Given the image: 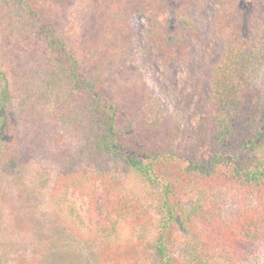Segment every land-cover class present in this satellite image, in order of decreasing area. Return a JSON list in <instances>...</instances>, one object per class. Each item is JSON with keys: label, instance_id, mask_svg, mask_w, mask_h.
<instances>
[{"label": "trees", "instance_id": "obj_1", "mask_svg": "<svg viewBox=\"0 0 264 264\" xmlns=\"http://www.w3.org/2000/svg\"><path fill=\"white\" fill-rule=\"evenodd\" d=\"M238 3L95 0L80 52L39 0H0V44L40 50L48 67L43 96L64 106L63 121L81 127L90 146L138 176L150 196L149 204L133 205L136 193L113 186L108 170L58 172L50 213L86 246L88 264H264V0H249L245 11ZM133 12L145 16L134 33ZM133 51L163 82H145L138 73L118 89L105 84L109 69ZM5 69L18 73L0 60V163L11 165ZM116 97L145 106L150 139L133 123V137L128 134L131 124ZM191 111L195 122L187 120ZM182 137L184 151L177 147ZM179 230L193 240L182 258L174 246ZM43 249L37 244L14 264H48Z\"/></svg>", "mask_w": 264, "mask_h": 264}, {"label": "rangeland", "instance_id": "obj_2", "mask_svg": "<svg viewBox=\"0 0 264 264\" xmlns=\"http://www.w3.org/2000/svg\"><path fill=\"white\" fill-rule=\"evenodd\" d=\"M94 1L39 0V3L43 5L47 18L55 23L69 45L81 52L84 32L91 31ZM238 1V9H248L249 0ZM171 5H176V0H171ZM9 9H13L12 4ZM5 14L6 8L2 16ZM13 14L26 24L30 22L22 12L17 15L13 11ZM144 22L145 16L139 12H133L128 19L133 33ZM201 41L205 42L204 39ZM39 51L21 49L18 43L0 44V60L7 66L13 64L18 73L15 75L10 69H5L10 81L6 83V96H10L11 107L6 112L10 116L11 129L5 124V138L14 143V155L11 165L5 164L6 160L0 163V253L5 264H14L19 255L34 253V246L43 244L44 260L48 264H88L89 251L86 246L78 243L72 234L55 222L50 213L49 194L58 172L69 168L79 176L81 172L108 170L107 172H112L109 175L116 183L113 186L119 187L123 192L125 190L126 195L136 193L133 205L147 204L150 196L143 191L138 176L124 170L118 161L90 146L81 127L76 129L73 125H68L67 120L63 121L68 113L64 106L57 105L51 95L43 96L48 67ZM138 55L135 51L132 55L127 53L121 65H113L105 76V84L112 83L113 88H117L138 73L143 75L145 82L157 83L158 79L163 82L162 74L153 70V67L145 68ZM261 76L264 82V73ZM3 82L0 78L1 88ZM114 99L124 120L133 123L135 130L140 128L143 137H149L152 130L149 129V121H146L148 116L145 115V106H135L132 98ZM55 110L57 115L52 113ZM186 117L188 121L195 122L198 114L191 111ZM133 125L131 124L128 132L132 137ZM262 126L260 128L264 137V124ZM185 142L183 137L177 142V147L182 151ZM98 185L100 188V182ZM147 236L149 239V231ZM177 236L178 241L174 246L182 258L192 251L193 240L181 230ZM147 246L145 242V249L150 251ZM152 256L154 258V253Z\"/></svg>", "mask_w": 264, "mask_h": 264}]
</instances>
